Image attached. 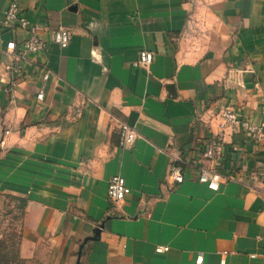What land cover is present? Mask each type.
Listing matches in <instances>:
<instances>
[{"label":"crops","instance_id":"1","mask_svg":"<svg viewBox=\"0 0 264 264\" xmlns=\"http://www.w3.org/2000/svg\"><path fill=\"white\" fill-rule=\"evenodd\" d=\"M11 1L47 41L20 61ZM144 49L152 62L133 66ZM223 107L264 134V0H0V194L25 201L23 245L58 264H264V138L227 129L219 164L200 155ZM121 122L137 132L125 147ZM215 165L213 190L198 172ZM114 174L131 189L117 203Z\"/></svg>","mask_w":264,"mask_h":264},{"label":"built area","instance_id":"2","mask_svg":"<svg viewBox=\"0 0 264 264\" xmlns=\"http://www.w3.org/2000/svg\"><path fill=\"white\" fill-rule=\"evenodd\" d=\"M2 25L15 24L26 33V37L16 43L13 40L7 41L5 50L14 57L17 61L24 60L28 54L42 51L47 48V41L41 36L44 27L38 23L30 21L21 11L16 1H11L3 12ZM71 39V33L66 27H58L51 32L50 40L59 48L68 46ZM153 54L149 50H141L138 58L133 62V66L147 68L152 62ZM18 63L9 64L6 66L8 70H13L18 67ZM49 70L46 69L43 78L46 79ZM43 93L39 91L37 98L41 99ZM219 117L218 129L219 131L212 135L206 144V147L201 152V158L214 164H219L222 160V147L225 143L226 130L231 131L242 130L249 134L255 142H259L264 138L262 129L259 126L240 118L236 112L230 107H223L217 112ZM137 132L134 127L125 122L119 125V145L122 147L130 145L136 138ZM175 164H173L168 172V177L175 183H180L184 179L183 160L178 156H173ZM212 167H199L198 180L205 183L210 189L216 190L219 186L221 175L216 169ZM131 193L130 187L127 185L125 179L119 175L114 174L110 177L106 196L110 202L117 203L124 200ZM262 201L264 202V190L262 193ZM168 250V246L157 245L155 252L164 253ZM252 257L255 255L252 254ZM202 262V256L198 255L195 258V264ZM220 263H224V258H221Z\"/></svg>","mask_w":264,"mask_h":264},{"label":"rangeland","instance_id":"3","mask_svg":"<svg viewBox=\"0 0 264 264\" xmlns=\"http://www.w3.org/2000/svg\"><path fill=\"white\" fill-rule=\"evenodd\" d=\"M23 238V206L16 197L0 194V241L8 243L11 239L15 240L18 249V253L13 254L11 249L1 245L0 257L8 259L1 264H58L45 242L24 246Z\"/></svg>","mask_w":264,"mask_h":264},{"label":"trees","instance_id":"4","mask_svg":"<svg viewBox=\"0 0 264 264\" xmlns=\"http://www.w3.org/2000/svg\"><path fill=\"white\" fill-rule=\"evenodd\" d=\"M18 199V198H17ZM19 201H20V203H21V205L23 206V208H24V204H25V201L23 200V199H18ZM1 245H4V247H7V248H9V249H11V251L13 252V254H16V253H18V249H17V242L15 241V240H9V242L7 243V242H1L0 241V246ZM9 255V253H7L6 254V256H8ZM8 261V259H5V257H0V264L2 263V262H7Z\"/></svg>","mask_w":264,"mask_h":264},{"label":"water","instance_id":"5","mask_svg":"<svg viewBox=\"0 0 264 264\" xmlns=\"http://www.w3.org/2000/svg\"><path fill=\"white\" fill-rule=\"evenodd\" d=\"M87 239H85V241H86ZM82 247V246H81ZM79 257H80V251L78 252V259H79ZM77 264H78V261H77Z\"/></svg>","mask_w":264,"mask_h":264}]
</instances>
